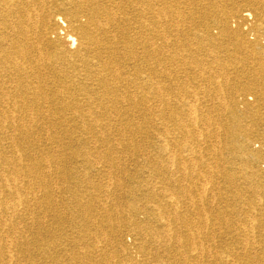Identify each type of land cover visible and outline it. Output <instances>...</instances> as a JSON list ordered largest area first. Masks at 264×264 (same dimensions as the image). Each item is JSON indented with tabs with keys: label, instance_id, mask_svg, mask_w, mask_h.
Returning <instances> with one entry per match:
<instances>
[{
	"label": "bare ground",
	"instance_id": "1",
	"mask_svg": "<svg viewBox=\"0 0 264 264\" xmlns=\"http://www.w3.org/2000/svg\"><path fill=\"white\" fill-rule=\"evenodd\" d=\"M49 1L52 9L42 5L43 0H0V264H38L34 257H30L33 250L43 253L54 264H191L193 260L197 261L196 264H264V185L259 178L261 174L252 172L246 177L256 197L245 203L248 206L244 208L248 213L261 216L260 220L251 218L253 220L235 229L245 236L237 246L240 249L213 251L194 248L200 235L193 232V228L203 221H185L186 218L180 216L183 212L170 203L175 198L170 193L168 197V194L164 195V190L170 192L172 185H176L170 174L174 160L171 154L156 158L150 153L145 157L146 166L139 175L121 176L124 168L116 160L118 152L135 148L138 137L144 140L151 134L149 128L153 127L157 117V110L149 104L155 96V68L151 80L147 78L138 83L140 88L148 91L139 96L127 90V86L134 82L124 74L126 64L121 54L125 56V47L139 41L126 35L127 0ZM158 1L161 3L159 7L150 4L151 13L155 15L151 28L160 24L161 16L169 14L173 18L179 11L178 0ZM194 1L200 12L214 13L211 21L219 28V36L200 32H188L186 36H197L200 46L203 43L221 48L227 47L225 43L232 46L231 50L226 48L225 51L237 63L248 64L250 57L260 59L264 56V47L257 44V39L264 43V0ZM242 5H247L249 10L231 18L238 30L231 31L228 19ZM251 15H254L253 19L245 25ZM211 21L207 17H193L190 25H195L194 29L207 28L212 25ZM239 30H244L246 41L247 37L256 39L255 45H245ZM148 47L152 49L147 54L148 59L160 60L159 51L153 44ZM214 52L211 63L224 73V64L217 55L219 52ZM193 54L188 57L191 63L203 62ZM129 55L134 58V53ZM174 57L172 55L169 61L173 62ZM252 63L250 68L244 66L248 70L247 79H238L234 85L226 79L225 82H215L216 93L227 95L233 89L251 90L257 92L264 102V61L257 59ZM157 92L161 95L160 91ZM180 106H169V119L177 122L180 132L187 135L189 131L185 129L181 115H186L188 107ZM228 108L235 119L227 127L233 144L235 142L232 152L239 150L246 157L244 167L249 169L252 160L264 159V149L254 153L246 147L256 123L241 125L235 107L229 105ZM70 122L73 126L69 125ZM167 128L164 123L163 133L166 135ZM162 140L166 142L169 138L163 137ZM167 145L162 146L163 150ZM64 154L75 158V164L68 170L62 169ZM93 162L98 164L94 170L88 166ZM180 169L182 173L187 172L184 166ZM72 175L79 180L71 179ZM96 175L107 179L104 178L94 189L92 177ZM155 179L163 185L161 192L154 186ZM225 179L233 182L235 177L226 175ZM64 193L72 201L66 203L63 210H58L54 202L56 198L65 202ZM125 200L128 203L123 206ZM32 208L34 211L30 213ZM47 214L55 223V231L50 230L52 227L48 229L51 224L46 221ZM70 225L76 229L67 234L64 230ZM27 226H36L39 231L28 238ZM59 230L61 232L57 233ZM40 232L50 234L48 243L38 242ZM124 232L133 234L131 245L121 240ZM204 233L207 238L213 235L207 230ZM251 233H256L260 242L253 238L249 241ZM31 241L35 245L32 249ZM70 248L71 251L67 252ZM59 249L62 255H57Z\"/></svg>",
	"mask_w": 264,
	"mask_h": 264
},
{
	"label": "rangeland",
	"instance_id": "2",
	"mask_svg": "<svg viewBox=\"0 0 264 264\" xmlns=\"http://www.w3.org/2000/svg\"><path fill=\"white\" fill-rule=\"evenodd\" d=\"M43 1L44 4L42 3V5H46V8H53L51 1ZM152 1L153 0H139V2H129V0H127V2L125 1V3H127V9L125 11L126 15H124L126 17L127 26L126 35H128V37H130L132 40H139L137 44L134 43L135 45L132 44L131 46L125 47V56L124 53L121 54V57L123 56L122 60H124V64H126L125 68L123 69L124 74L126 76L128 75V79L134 82L132 85L127 86V90L132 93H136L139 96L140 94H144V91H148L146 89L140 88L138 86V83H140V81H145L147 78L151 80V77L153 76L152 71L153 68H155V91H160L161 95L159 94V92L155 93L154 91L155 96L153 100L149 102V104L152 105L158 112H156L157 117L155 122L153 123V127L149 128L151 134H148V136L144 140L141 139L142 137H138V139L136 140L138 142L136 143V147L131 148L133 150L128 149L118 152V159L116 160L120 163L121 167L124 168L123 172L120 174H122L121 176L125 175L129 178H131V176H133L134 174L139 175V173H141L146 166L145 157H147V155L150 153L156 158H164L171 154L170 157H173L174 160L172 163L173 165H170V171H172L170 172V174L172 173L175 180L174 184L176 185H172L170 192L167 190H164V192L162 190V193L164 192V195L168 194L166 195V197L171 194V196L175 198L174 201H171L170 203L176 205L177 208L180 209L181 213L183 212L180 216L185 217V221L191 222L199 219L203 221L198 227L193 228V232L200 235V237L196 239V242L194 243L195 245H197V247L194 248L196 250L205 249L209 251L222 249H240L238 248L240 245V241L241 239L245 238V236L242 232H237V230L235 229L237 227L239 228L246 222L253 220L251 218H254L257 221L261 218V216L257 215L256 213L253 212L251 214V212L248 213L244 209L248 206H246L245 203L247 204L249 200L256 197V193H254L253 189L251 188V182L246 177L250 176L252 172L254 175L261 174L262 176L259 178L262 179L261 183L264 185V159L252 160L251 168L246 169L243 165L246 157H244L238 149V151L232 152L235 147V142L233 144L232 135L228 132L227 127L231 126L234 123L235 119L231 116V111L229 110L228 106L231 105L235 107L236 114L240 117H237V121L240 122L241 125H247L251 122L256 123L254 131L246 141V147L248 150L254 153H260L264 149V102L260 100L257 92L251 90L233 89L229 91L230 93H227V95L221 94L219 92L216 93L214 83L225 82L224 80L226 79V82L234 85L236 84L238 79H247L248 70L246 71L244 69V66L250 68V66L253 65L252 62H254L255 60L258 59L264 61V56L260 59L256 56H254L255 58L250 57L251 60L248 64L242 62L237 63L228 56V51H225L227 50L226 48H229L231 50L232 46L227 45L226 43L224 44V46L227 47L223 48H221V46L217 47L219 45L216 44L214 46H212V44L205 45L206 43H203L200 46L197 40V36H186L185 34L188 32H200L204 35L212 33L216 37L219 36L217 34L219 32V28L212 24L211 21L214 19V13L200 12L199 7L194 0H178L177 3L179 11L175 14V16L173 18L169 16V14L161 16L162 19L160 24L156 25V27L152 26L151 28L152 22H154L155 19V15L151 13L152 11L150 9V4L154 7L161 6L160 1L154 0L153 4L151 3ZM50 3L52 6H49ZM246 10H249V7L247 5H242L237 12H234L230 15L228 19V28L231 31L237 30V28L233 26L234 23L232 22L231 18L237 17L242 13V11ZM63 15L64 12L61 13V16ZM193 17H195L196 19H203L204 17H207L208 20L211 21L210 24L212 25L207 28L203 26L201 28L194 29L192 27L195 25H190L192 23ZM253 17L254 15H251L249 17L250 20H248L245 25L249 24ZM52 26L55 27L54 25ZM60 30L61 29H59V31ZM243 31L239 30V32L242 33V40H244L245 45H255L254 40L256 39L251 40L247 37L246 41V36L244 35L245 33ZM61 35L64 36L63 34ZM257 41L259 42L257 44L264 47V43L261 39H257ZM149 44H153L154 49H157L159 51L160 60L158 59L157 61L148 59L149 57L147 56V54L150 50H152L149 49ZM214 50H217L219 52V54L217 55L221 59V62L224 64V73L222 71H218L219 68L215 64L211 63L215 55ZM193 52V55L196 57H200L203 62L198 64L191 63V61L188 60V57H190ZM130 53H134L133 59L129 58ZM172 55L175 56V60L173 62H170L169 59ZM181 60L183 61L181 62ZM213 75L216 76L213 77ZM149 104L146 103V105L148 106ZM178 105H181L185 109L188 107V109H186L185 111L186 115H181L184 119H182V123H185V129H187V132L189 131L187 135H184L183 132H180L178 126L176 125L177 122H173L171 121V119H169L168 113L170 111L168 110H170V107ZM192 105L193 108L195 107L194 110L196 113L193 112V108H189ZM167 107H169V109ZM248 107H253L255 109L250 110ZM162 110L164 111L162 112ZM192 112L195 113V115ZM138 120L140 121V118ZM164 123L167 124L168 127L167 135L166 133H163ZM69 125L73 126V122H70ZM197 130L200 132H198ZM58 131L60 132V135L63 136L61 129H59ZM76 133L77 132L75 131L74 135H76ZM162 134H164L165 136H162ZM161 137H168L169 141L165 142ZM66 142L68 143L69 140L67 139ZM210 143L214 144L211 145ZM164 144H168L166 147H164L166 150H163L162 148ZM183 147H186V149L184 150ZM218 151L221 153L219 154ZM189 156L191 157L192 161H190L191 159H188ZM62 158L64 160L62 169L64 170H68L72 165L75 164L74 157L72 158L71 156L64 154ZM96 163L93 162V164H90L88 166L94 170L98 167V164ZM215 165H217V167ZM181 166L186 167L187 170L186 173L183 172V177L182 170L180 169ZM175 170L177 172L176 175ZM208 172L211 173L209 174ZM209 175L211 176V178L208 177ZM226 175L235 177L234 181L230 182L225 179ZM104 178L105 177L97 175L95 177H92L94 189H96L98 183H102L104 181ZM71 179L79 180L73 175ZM106 179L107 177L105 178V180ZM209 180L210 183L208 182ZM154 186L157 188L158 192H161L160 187L163 185H161V183H159L156 179L154 181ZM80 188L81 186L78 187V190ZM197 194L201 195L198 196ZM62 196L66 199L65 202H61L59 198H56L54 202V204L56 205L55 208H57L58 210H63V208L66 207V203L70 204L72 201L70 200L69 196L67 197L66 193L62 194ZM199 197L201 198V200ZM112 198L113 197L111 196V199ZM211 198H214V200H211ZM190 201L192 203H190ZM127 203L128 202L125 200L123 206H126ZM111 210H114V208L112 207ZM33 211L34 208H32L30 213H32ZM196 213L199 215L196 216ZM203 213L206 214L207 217ZM48 214H50V212ZM48 214L46 216V221L51 224L48 229L52 227L50 230L53 229V231H55V223L52 222L51 216H49ZM64 216L69 218L72 217L71 214H64ZM140 217H143V214ZM225 223H227V226L225 225ZM226 227L227 229H225ZM27 228L28 229L26 234L28 238H32V236H34V232L39 231L36 226L31 228L27 226ZM75 229L76 228L70 225L66 226L64 231L67 234H70L75 231ZM206 230L213 235H209V238L205 237L204 232H206ZM40 231H42V228ZM60 232V230L57 231V233ZM39 238L40 240L38 242L41 241L43 243H48V240L51 239L50 234H41V232ZM133 238L134 236L130 232H124L121 236V240L123 242H126L128 245H131L133 243ZM252 238L260 242V237H256V233L255 235L254 233H251V235L248 237V239H251L249 241H253ZM34 246L35 245H33V241H31L30 248L32 249ZM67 247L69 248V246ZM207 247H209V249ZM60 249L57 251V255L63 254L62 252H60ZM70 251L71 248L67 252ZM31 252L33 254H30V257H34L38 264H54L50 259H46L43 253H36V251L34 250ZM196 263V260H193L191 262V264Z\"/></svg>",
	"mask_w": 264,
	"mask_h": 264
}]
</instances>
